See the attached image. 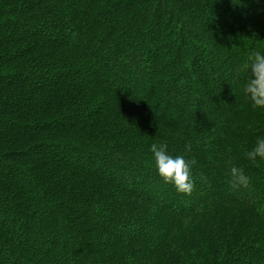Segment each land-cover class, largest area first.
<instances>
[{
    "label": "trees",
    "instance_id": "obj_1",
    "mask_svg": "<svg viewBox=\"0 0 264 264\" xmlns=\"http://www.w3.org/2000/svg\"><path fill=\"white\" fill-rule=\"evenodd\" d=\"M258 50L264 0H0V264H264Z\"/></svg>",
    "mask_w": 264,
    "mask_h": 264
},
{
    "label": "clouds",
    "instance_id": "obj_2",
    "mask_svg": "<svg viewBox=\"0 0 264 264\" xmlns=\"http://www.w3.org/2000/svg\"><path fill=\"white\" fill-rule=\"evenodd\" d=\"M248 73L242 86L245 99L253 110L264 111V51H255L243 65ZM151 163L156 174L165 184H171L177 193L188 195L191 193L193 171L190 162L182 155H170L164 143L149 145ZM250 163L264 162V135H257L255 142L245 154ZM228 184L231 188H247L249 177L242 167L232 164L228 168Z\"/></svg>",
    "mask_w": 264,
    "mask_h": 264
}]
</instances>
